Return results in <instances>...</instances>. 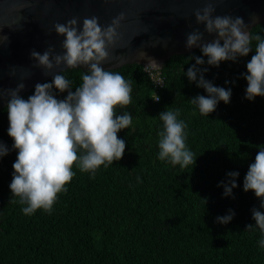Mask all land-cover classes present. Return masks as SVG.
<instances>
[{
    "label": "trees",
    "instance_id": "trees-1",
    "mask_svg": "<svg viewBox=\"0 0 264 264\" xmlns=\"http://www.w3.org/2000/svg\"><path fill=\"white\" fill-rule=\"evenodd\" d=\"M252 31L264 36V24ZM252 46L248 57L222 62L219 68L207 65L200 49L173 56L161 70L162 87H156L143 65L116 69L133 81L132 103L117 109L133 116L130 128L118 133L125 154L108 168L101 166L94 178L74 166L68 191L59 195L51 214L38 210L26 216L23 206L12 202L9 184L17 151L3 108L0 142L9 154L0 159V264H264L261 232L246 228L255 226L252 209L264 208L254 192L243 190L249 165L264 146V97L248 101L241 75L255 54V41ZM193 55L205 59L206 80L232 89L230 103L220 102L209 116L189 102L207 96L185 75L195 64L189 60ZM80 71L65 73L72 91L82 83ZM66 95L56 92L58 99ZM167 108L179 109L178 119L187 124L186 144L197 159L187 168L158 158L159 115ZM232 171L239 172L234 199L218 187ZM229 209L235 212L233 220L217 223Z\"/></svg>",
    "mask_w": 264,
    "mask_h": 264
},
{
    "label": "clouds",
    "instance_id": "clouds-1",
    "mask_svg": "<svg viewBox=\"0 0 264 264\" xmlns=\"http://www.w3.org/2000/svg\"><path fill=\"white\" fill-rule=\"evenodd\" d=\"M204 4L194 11L196 23L204 25L205 31L216 38L205 41L204 33L195 28L186 34V49L199 48L207 58V65L219 68L222 62L238 63L239 58L248 57L255 41V54L246 64L247 72L241 75L247 81L248 101L264 97V36L254 34L239 16L214 15L216 0H204ZM125 20L126 16L120 13L106 26L95 15L85 16L82 21L73 16L64 23H55L56 35L63 37L62 51L57 53L49 45L42 54L35 49L30 53L36 62L34 67L51 76V82L36 83L34 93L27 99L20 93L26 87L23 81L29 77H21L15 89L0 88V100L8 98V135L13 140L12 149L17 151L9 188L12 202L23 206L24 215L31 216L38 210L51 214L59 195L68 191L67 185L76 174L74 166L94 178L101 166L108 168L123 158L126 144L118 133L130 128L133 116L129 111L118 114L117 109L132 103L133 81L126 80L117 70H105L103 65L110 60L109 49H116L120 39L118 30ZM6 43L8 37L0 35V46ZM203 57L191 56L189 60H195V64L185 75L207 93L189 102L198 106L201 115L209 116L220 102L230 103L232 89L215 86L205 79L209 69L202 67ZM140 59L148 61L145 70L159 66L145 52L140 54ZM81 66L86 69L80 71L82 83L72 91L73 82L65 73ZM10 75L16 76L15 67L10 69ZM57 91L67 93L66 97L58 99ZM179 116V109L167 108L160 113L163 129L158 134V158L187 168L196 164L197 159L186 144L187 124ZM8 154L9 148L0 142V159ZM227 177L218 187L224 189V197L234 199L239 172H228ZM243 190L254 192L261 202L260 208H264V146L249 165ZM234 217L235 212L229 209L227 215L216 219L217 223L227 225ZM252 219L255 226L247 225V231L258 228L262 235L258 243L264 248V212L253 208Z\"/></svg>",
    "mask_w": 264,
    "mask_h": 264
},
{
    "label": "water",
    "instance_id": "water-1",
    "mask_svg": "<svg viewBox=\"0 0 264 264\" xmlns=\"http://www.w3.org/2000/svg\"><path fill=\"white\" fill-rule=\"evenodd\" d=\"M204 6V0H0V35L8 37V43L0 46V88L15 89L21 77H29L23 81L26 87L20 95L24 96L36 83L51 80L42 69L34 67L36 62L30 53L35 49L42 54L49 45L61 52L63 37L56 35L53 25L73 16L82 21L85 16L95 15L102 26L120 13L126 16L118 30L116 49H109L105 70L132 64L146 67L147 59H140L142 52L159 64L152 68L162 69L171 57L199 50L185 47L186 34L193 29L199 28L205 41L216 38L196 23L194 11ZM215 6L214 15L239 16L250 30L264 24V0H216ZM13 67L16 76L10 75ZM77 70L86 71L83 66ZM7 102V97L0 100V111Z\"/></svg>",
    "mask_w": 264,
    "mask_h": 264
},
{
    "label": "built area",
    "instance_id": "built-area-1",
    "mask_svg": "<svg viewBox=\"0 0 264 264\" xmlns=\"http://www.w3.org/2000/svg\"><path fill=\"white\" fill-rule=\"evenodd\" d=\"M146 72L151 76V78L153 79L156 87H162L164 84V79L161 75L162 71L160 69H156V68H147Z\"/></svg>",
    "mask_w": 264,
    "mask_h": 264
}]
</instances>
